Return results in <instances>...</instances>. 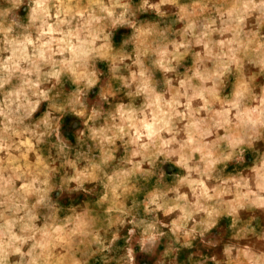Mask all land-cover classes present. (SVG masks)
<instances>
[{"label": "clouds", "instance_id": "obj_1", "mask_svg": "<svg viewBox=\"0 0 264 264\" xmlns=\"http://www.w3.org/2000/svg\"><path fill=\"white\" fill-rule=\"evenodd\" d=\"M138 257L264 264V0H0V264Z\"/></svg>", "mask_w": 264, "mask_h": 264}, {"label": "rangeland", "instance_id": "obj_2", "mask_svg": "<svg viewBox=\"0 0 264 264\" xmlns=\"http://www.w3.org/2000/svg\"><path fill=\"white\" fill-rule=\"evenodd\" d=\"M117 39H119V37H117ZM71 122H72V118H67L66 119V121H65V128H66V130H69L70 131L69 125L71 124ZM81 199H83V197H81ZM228 223H230V222L229 221H223L222 222V224L225 225V226ZM120 243L123 244V241H121ZM137 251H138V249H137ZM187 255H188V251L187 250H185L184 252H182L181 253V260L182 261L185 260L186 257H187ZM138 259L141 261V264H150V261H148L147 258H145V257H138Z\"/></svg>", "mask_w": 264, "mask_h": 264}]
</instances>
